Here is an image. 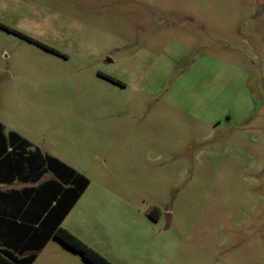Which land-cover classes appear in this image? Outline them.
I'll use <instances>...</instances> for the list:
<instances>
[{
    "label": "rangeland",
    "instance_id": "rangeland-1",
    "mask_svg": "<svg viewBox=\"0 0 264 264\" xmlns=\"http://www.w3.org/2000/svg\"><path fill=\"white\" fill-rule=\"evenodd\" d=\"M0 124L113 264H264V0H0Z\"/></svg>",
    "mask_w": 264,
    "mask_h": 264
},
{
    "label": "trees",
    "instance_id": "trees-1",
    "mask_svg": "<svg viewBox=\"0 0 264 264\" xmlns=\"http://www.w3.org/2000/svg\"><path fill=\"white\" fill-rule=\"evenodd\" d=\"M29 147L30 143L13 131L4 135L0 124V184H33L45 173L54 178L6 195L12 207L0 210V264H32L50 239L78 254L87 264H113L61 226L89 186V179L57 158L37 149L28 151ZM157 213L156 209L148 212L151 217Z\"/></svg>",
    "mask_w": 264,
    "mask_h": 264
},
{
    "label": "crops",
    "instance_id": "crops-1",
    "mask_svg": "<svg viewBox=\"0 0 264 264\" xmlns=\"http://www.w3.org/2000/svg\"><path fill=\"white\" fill-rule=\"evenodd\" d=\"M9 132H11V131H9ZM9 132L6 133L5 131H3L4 135H7ZM19 136L22 137L21 135H19ZM23 139L26 140L27 142H29L27 139H25V138H23ZM30 145H32V144L30 143ZM43 155H46V154H43ZM51 157H53V156H51ZM59 161H61V160H59ZM61 162H63V161H61ZM64 164H66V163H64ZM66 165H68V164H66ZM53 179L54 178L50 173H45L36 183H33V184L32 183H26L25 184V183H20L17 181H15L11 184H0V210L8 208L9 206L12 207L11 203H9V201L7 200V197H6V195L9 194L11 191H21L22 189H24L26 187L39 186V185H42V184H44L48 181H51ZM89 188H90V184L87 187V189L84 191V193L81 195L79 200L76 202V204L73 206V208L70 210V212L67 214V216L64 218V220L62 221V224H61V226L64 229H66L67 231H69L70 233L75 235L76 237H79L80 240L85 242V244H87V242L75 231L76 227H75L73 222L69 223V219L71 218V215L75 211L76 207L79 205V203H81L82 199L88 193ZM8 210H9V208H8ZM32 264H86V262L83 261V259L78 254L68 250L57 240L50 239L47 242V244L45 245V247L37 253V256H36V258Z\"/></svg>",
    "mask_w": 264,
    "mask_h": 264
},
{
    "label": "water",
    "instance_id": "water-1",
    "mask_svg": "<svg viewBox=\"0 0 264 264\" xmlns=\"http://www.w3.org/2000/svg\"><path fill=\"white\" fill-rule=\"evenodd\" d=\"M168 227V219H167V226H166V228Z\"/></svg>",
    "mask_w": 264,
    "mask_h": 264
}]
</instances>
